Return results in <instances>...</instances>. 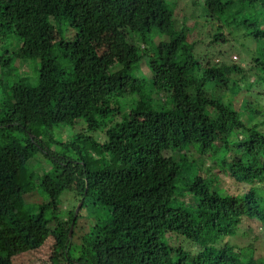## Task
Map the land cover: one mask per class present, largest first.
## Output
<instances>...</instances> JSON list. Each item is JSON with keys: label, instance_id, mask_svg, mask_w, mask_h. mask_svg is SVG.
Returning <instances> with one entry per match:
<instances>
[{"label": "trees", "instance_id": "1", "mask_svg": "<svg viewBox=\"0 0 264 264\" xmlns=\"http://www.w3.org/2000/svg\"><path fill=\"white\" fill-rule=\"evenodd\" d=\"M181 7L170 0H0V76L7 81L0 84V264L31 261L44 247L51 264H264L255 244L225 242L251 231V222L264 229V93L256 92L264 87V0ZM64 21L76 29L73 38L61 36ZM197 30L211 49L199 52L205 41ZM234 35L246 42L233 50L256 44L252 74L221 60ZM108 39L110 53L100 56L96 42ZM32 65L34 83L19 77ZM143 66L150 80L136 75ZM116 116L121 121L108 126ZM82 120L87 132L107 128L106 141L77 134L55 142L56 128ZM37 158L53 171L36 170L29 162ZM221 173L247 191L216 186ZM66 194L84 200L80 212L90 205L94 215L110 212L77 261L69 233L74 222L76 234L80 212L75 218L77 205L63 208Z\"/></svg>", "mask_w": 264, "mask_h": 264}, {"label": "rangeland", "instance_id": "2", "mask_svg": "<svg viewBox=\"0 0 264 264\" xmlns=\"http://www.w3.org/2000/svg\"><path fill=\"white\" fill-rule=\"evenodd\" d=\"M176 1H177V6H176ZM182 1V2H180ZM187 0H170L171 4L175 5V8L178 11H181V5L182 3H185ZM175 9V10H176ZM202 11V9L200 8V12ZM190 13V12H189ZM60 23V22H59ZM58 26V30H60L61 32V36L64 39H70L73 38L75 36V34L77 33L76 29H74L69 22L64 21L62 24L57 25ZM235 36V35H234ZM234 36H231L230 38L233 39ZM236 37V41H232V44L234 45L233 47H231V49H229L230 47H227L225 57H222L221 60L224 58L227 62L229 63H234L237 65H240L245 71L246 74H252L250 72V68L252 66V61H251V56L253 55L254 51H255V47L256 44L254 42L252 43H248V51H242V49H240L239 51H237L236 49L233 50V48L236 46L237 48L239 47V44H241L242 42H246L244 40H242L240 37ZM14 39V38H13ZM11 39V42H15L14 46H13V50L16 49V47H18L17 45V41ZM197 39L198 41L203 40L205 41L204 44H202L203 48L199 50V52H204L206 50V48H210L209 46V38L207 36H200L199 32L197 30ZM17 45V46H16ZM111 39L108 40H102V41H97L96 42V48L98 53L100 54V56H104L106 55V57H108V54L110 53L109 48H111ZM217 60V59H216ZM66 64V61H64ZM39 66V65H38ZM34 66L32 65L31 68V73L29 72H23L19 74V77H26L28 76L29 79L31 80V83H34L35 80L37 79V71L35 70V68H33ZM26 74V75H24ZM136 75L140 76L141 78L144 77L148 80L151 79L152 74L151 71L149 70V68H147L146 66L141 67L140 69H138L136 71ZM19 77L16 76L13 80H11V83L19 80ZM235 78H239L238 75H234ZM254 77L251 76V81H254ZM7 81H5L4 79V74L2 73L0 76V84L1 83H5ZM2 89L0 87V95H2L1 93ZM257 93H264V87L263 88H258L256 89ZM253 95V93H252ZM254 96V95H253ZM244 94L239 95L236 98V103H237V108L239 107V103L240 101L243 99ZM264 97V95H263ZM247 100L249 99L250 101L252 100L250 98V96H246L245 97ZM126 101H130V97L125 99ZM159 100V99H158ZM261 104L264 105V99L262 98L261 101H259ZM253 106L256 107L257 104L252 102ZM135 106V105H134ZM130 108V105L128 104V109ZM128 109L126 108V110L128 111ZM118 116L111 118L109 120V122H107L108 126H112L113 123H118L121 121V118L118 119ZM258 119H264V117H259ZM112 121V122H111ZM106 130L107 128H102L99 130H96L94 132H87L86 129V123L84 120L80 121L78 124H75L74 126H67L65 130L62 131V129H58L56 128V130H54V139L55 142H66L67 140H72V138L74 136H76L77 134H85L88 136H93L97 141L104 143L107 139L106 137ZM42 138L44 139V141L48 140V135L47 132H42ZM50 143L48 144V147H50L53 151H58L59 153H65V149L57 144V143ZM206 163L205 165H211L210 161L205 160ZM30 165L32 164L36 170L38 169V171L41 174L44 173H49L51 171H53V165H51L50 163H48L45 160H41L40 158H37L33 161L29 162ZM46 182L49 183V180H46ZM216 186H218L219 188H224L226 190H228L229 192L232 193H244L247 191L248 186L247 185H243V184H239L236 183L234 180H232L231 178L227 177L225 174L221 173L220 174V178L217 180ZM63 208L64 209H69L72 206H76L78 207V205L80 204V202L78 201V198L75 197V195H69L66 194L63 197ZM94 208H92V205H90V208H85L80 212V219L78 221V226L76 228V234L73 231V239H72V247L70 249V256L72 258L73 261H77L78 259L83 258L84 254H85V245L87 243V241L92 237L93 232L95 231V226L98 224L99 226H102L104 224H106L109 221L110 218V212L108 210H103V209H97L95 211V215H94ZM251 231L247 232L246 229H242L240 231V233L236 236H227L225 238V242H229L232 245H239V246H245L248 244H255L257 253V256L263 255L264 254V229L263 227H261L260 225H258V223H254L251 222ZM75 234V235H74ZM179 244V246H183L184 249L188 248V249H196V247L194 245H192V243H190L187 240H183V239H178L177 240ZM47 245V244H46ZM45 245V246H46ZM45 247L42 248L39 253L32 257V260L30 261H18L17 264H51V262L48 261V257L45 256Z\"/></svg>", "mask_w": 264, "mask_h": 264}, {"label": "water", "instance_id": "3", "mask_svg": "<svg viewBox=\"0 0 264 264\" xmlns=\"http://www.w3.org/2000/svg\"><path fill=\"white\" fill-rule=\"evenodd\" d=\"M83 203H84V200H82V201L80 202V204L78 205V207H77V209H76L75 218L78 216V213L80 212V209H81ZM73 231H74V222L72 223L71 228H70V233H69V237H70V238H72V236H73Z\"/></svg>", "mask_w": 264, "mask_h": 264}]
</instances>
